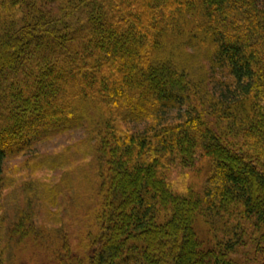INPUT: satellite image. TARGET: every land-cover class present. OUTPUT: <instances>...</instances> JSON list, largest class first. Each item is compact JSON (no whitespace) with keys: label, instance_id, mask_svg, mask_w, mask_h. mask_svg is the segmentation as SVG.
<instances>
[{"label":"trees","instance_id":"obj_1","mask_svg":"<svg viewBox=\"0 0 264 264\" xmlns=\"http://www.w3.org/2000/svg\"><path fill=\"white\" fill-rule=\"evenodd\" d=\"M0 264H264V0H0Z\"/></svg>","mask_w":264,"mask_h":264},{"label":"rangeland","instance_id":"obj_2","mask_svg":"<svg viewBox=\"0 0 264 264\" xmlns=\"http://www.w3.org/2000/svg\"><path fill=\"white\" fill-rule=\"evenodd\" d=\"M82 134L83 132L81 129L72 130L69 131L68 133L56 136L51 140L38 144L37 149L39 151L53 152L60 149V147H62L63 145L70 144L71 142L79 139L82 136ZM15 160L18 161L21 159L17 158ZM16 161L12 160L11 162L14 163Z\"/></svg>","mask_w":264,"mask_h":264}]
</instances>
